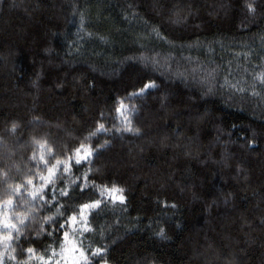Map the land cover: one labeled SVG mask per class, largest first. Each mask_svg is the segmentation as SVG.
Instances as JSON below:
<instances>
[{
	"label": "trees",
	"instance_id": "trees-1",
	"mask_svg": "<svg viewBox=\"0 0 264 264\" xmlns=\"http://www.w3.org/2000/svg\"><path fill=\"white\" fill-rule=\"evenodd\" d=\"M262 78L264 0H0V264H264Z\"/></svg>",
	"mask_w": 264,
	"mask_h": 264
},
{
	"label": "rangeland",
	"instance_id": "rangeland-1",
	"mask_svg": "<svg viewBox=\"0 0 264 264\" xmlns=\"http://www.w3.org/2000/svg\"><path fill=\"white\" fill-rule=\"evenodd\" d=\"M122 110V108L119 109V111ZM123 117V115H122ZM86 151H90L89 148L84 147L81 149L80 156H83ZM79 157L76 155V152L73 154L72 158L69 161H64V163L60 164L58 169H54L56 171L55 176H51V173L49 170L46 172L44 176H42L41 182H39L37 185L30 184L28 188L29 194L36 193V195L44 190L46 186L49 184V178L53 180L58 173L62 171L66 172L65 169H69V164L72 162H75L76 159ZM89 158V157H88ZM85 161V160H82ZM81 161V162H82ZM76 163V162H75ZM56 165V163L54 164ZM52 167V166H51ZM50 167V168H51ZM68 171V170H67ZM108 190L111 189H105L103 195L105 194L106 198H110L112 200H120L121 195L118 192L112 193ZM17 192H20L19 190ZM13 209V202L7 201L3 204H0V258L6 253H10V244L12 242V236L11 231H13L16 223L20 221L21 218L17 217L14 213L11 212ZM88 208H82L78 215H76V221H72V217L68 219V226L67 231L68 233L67 237L64 235V241L62 242V247L60 250H58L55 254L56 256L53 258H49L46 260L38 259L37 264H79L82 259L83 255H81V251L76 245V233L80 229L83 228V224L86 219ZM83 213V214H81ZM14 226V227H13ZM75 237V238H74ZM2 260L0 261V263Z\"/></svg>",
	"mask_w": 264,
	"mask_h": 264
},
{
	"label": "snow or ice",
	"instance_id": "snow-or-ice-1",
	"mask_svg": "<svg viewBox=\"0 0 264 264\" xmlns=\"http://www.w3.org/2000/svg\"><path fill=\"white\" fill-rule=\"evenodd\" d=\"M254 10H255V9H254L251 5H249V11H254ZM262 79H264V78H262ZM146 87H155V85H154V84H153V85H148V86H146ZM15 127H16V126L13 125V130L15 129ZM103 130H104V125L101 124V125L99 126V128L97 129V131L99 132V131H103ZM128 130H131V129L129 128ZM95 134H96V133H92V135H95ZM44 146H45L44 144H41V148H43ZM83 148H84V146L81 145V148L76 149V155L79 157L78 159L75 160V162H76L77 164L81 163L82 160H87L88 157L91 155V151H86L85 154H84L83 156H80L79 154H80V152H81V149H83ZM49 154L51 155V149H49ZM33 159H35V156H33ZM40 159H41V161H42L43 163L47 164V161L44 160V157H43V156H41ZM62 163H64V161L57 160V161H56V165H53L51 168L48 169L49 172L51 173V176H55V175H56V171H55L54 169H58L59 165L62 164ZM67 170H68V169H65V171H67ZM48 182H49V183L52 182L51 178H49V181H48ZM28 183L31 184L32 181L29 180ZM108 191H110V192H112V193H115V192H122V189L112 188L111 190H108ZM32 195H33V197L35 198L36 193H33ZM61 195H67V192H61ZM101 195H103V192L101 193ZM41 199H43V197H41ZM120 200H121V202H123V197H122V196L120 197ZM99 203H100V201H97L96 203L91 204V205L86 204V205L83 206V208H85V209H87V208H95V207H98V206H99ZM81 214H83V213H81ZM49 219H51V218H49ZM71 219H72L73 222L76 221V217H75V216H73ZM21 223H23V221H21ZM13 227H14V226H13ZM61 227H63V226H61ZM89 230H90V229L85 228V231H89ZM162 234H163V233H161V235H162ZM67 235H68V233H65V236H66V237H67ZM79 246L82 248V242H80V245H79ZM27 251H28V252H33V249L29 248ZM99 254H100V250L98 249V250L96 251V253H94L93 255H99ZM81 255H83V252H82V251H81ZM13 259H14V257H13Z\"/></svg>",
	"mask_w": 264,
	"mask_h": 264
}]
</instances>
